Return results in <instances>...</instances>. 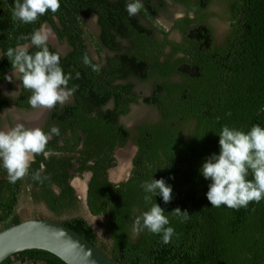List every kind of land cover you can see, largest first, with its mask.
<instances>
[{"label":"trees","instance_id":"trees-1","mask_svg":"<svg viewBox=\"0 0 264 264\" xmlns=\"http://www.w3.org/2000/svg\"><path fill=\"white\" fill-rule=\"evenodd\" d=\"M6 1L0 0V84H9L5 76L12 70L7 49L30 45L19 37L46 23L67 44L64 53L50 43L49 48L61 54L65 74L71 73L69 87H79L70 101L48 113L42 129L56 126L60 135L49 141L52 154L47 159L37 155L30 174L15 184L0 165V229L21 220L15 208L24 189L55 214L76 209L70 181L89 172L86 205L92 215L106 217V242L82 216L58 221L98 245L115 264H264V199L239 210L212 207L206 195L211 181L200 171L207 157L219 154L218 134L224 125L245 131L255 124L264 127V0H141L135 16L126 11L128 0H60L55 14L49 10L31 24L13 21L14 0ZM168 1L182 15L169 19L166 27L157 20ZM216 15L228 22L219 44L210 23ZM91 16L96 34L85 21ZM29 51L37 49L30 46ZM85 53L100 65L99 72L83 64ZM144 82L150 83L148 92L137 87ZM30 95L21 86L12 101L17 108L31 109ZM9 101L0 89V109ZM139 103L156 108L158 118L129 130L121 118ZM128 140L136 147L129 175L113 182L114 150ZM41 164L51 177L42 185L31 178ZM152 178H163L173 189L167 204L160 195L152 197L175 229L168 244L147 230L132 232L134 217L150 207L140 185ZM176 208L190 218L181 222L172 214ZM13 260L66 264L36 248L16 252L0 264Z\"/></svg>","mask_w":264,"mask_h":264},{"label":"clouds","instance_id":"clouds-1","mask_svg":"<svg viewBox=\"0 0 264 264\" xmlns=\"http://www.w3.org/2000/svg\"><path fill=\"white\" fill-rule=\"evenodd\" d=\"M60 7V0H14L11 6L12 19L31 24L49 10L55 14ZM142 7L141 0H128L126 3L129 16L137 15ZM52 35V29L43 24L30 35L19 37L20 40L30 41V45L17 44L9 47L6 52L12 74H7L5 79L13 82L15 77L22 81L18 87L22 86L31 92L27 102L32 109H52L57 104L63 105L79 87H69L73 77L71 73L65 74L61 66V54L50 50L49 40ZM30 46L37 51L30 53ZM82 62L91 67L93 72L100 71V65L94 64L87 53ZM80 77L81 74L76 72L75 78ZM54 135H60V129L56 126L47 132L40 127H28L24 123H17L8 129L0 128V165L7 172L10 183L15 184L30 174L37 155L42 154L47 159L52 154L47 146ZM218 135L219 154L213 153L207 157L200 170L202 176L211 181L206 193L208 201L212 207L223 205L236 210L247 208L251 202L259 203L264 199V127L255 124L245 131L224 125ZM44 172L45 166L41 164L38 170L31 173L32 180L41 185L51 181V177ZM249 176L252 178L249 179ZM52 187L56 190L55 185ZM140 187L145 192L144 201L150 207L134 217L133 234L139 235L147 230L160 235L162 243H170L176 235L175 229L169 226L165 210L158 203H153L152 197L160 195L167 204L172 200V187L163 178L144 181ZM172 214L179 217L181 222L190 218L189 213L180 208H176Z\"/></svg>","mask_w":264,"mask_h":264},{"label":"rangeland","instance_id":"rangeland-1","mask_svg":"<svg viewBox=\"0 0 264 264\" xmlns=\"http://www.w3.org/2000/svg\"><path fill=\"white\" fill-rule=\"evenodd\" d=\"M214 9L217 13L219 12L221 13L220 7L218 8L214 7ZM180 15H182L180 7L177 4H174L168 1L167 10L160 14L157 22H160L166 27H168L170 25L169 19H171L172 17H178ZM85 21L87 24V28L96 34L98 31V26L96 23L95 16L86 18ZM210 23H211V26H213L214 28L216 43L219 44L223 40V38L225 37L228 31V22L224 18V16L216 15L211 18ZM44 25L46 27L51 28L48 24H44ZM53 35L50 37V40H52V43L54 44L53 46L58 47L60 49V52L64 53L68 49L67 44L64 42H59L56 38H54ZM173 36H174V33L171 34V37ZM175 37H177V35H175ZM89 50L91 52L92 57L95 60H97L98 56L94 51V47L90 44H89ZM8 74H12V70ZM18 86H19V80H16L15 77L13 78V82H9L8 85H4V84L0 85L1 89L5 93L10 94L12 92H16L12 95H8L11 99L18 93V89H19ZM137 87L143 90V92H148L150 89V83L149 82L137 83ZM12 103L13 102L10 100L8 107L5 110L0 111L2 129H8L17 123H23V122H26L27 125H29L30 127H38L42 125L43 122L45 121L48 110H49V109H34L32 112L30 111V113H27L25 111L15 109ZM38 111H40L39 113L41 114L39 116L37 125L36 124L34 125L31 123L30 117H32L33 114H35ZM158 114L159 113L156 108L149 106V105H145L143 103H139V104L132 105L129 114L122 117L121 121L126 125V127L129 130H133V127L139 122H142L145 120H150V121L156 120L158 118ZM123 149L124 150L130 149L129 150L130 151L129 154L131 155L130 165H129V169L127 168L126 174L123 177L119 178V177H116L115 170L119 164L118 153L120 152V150H123ZM135 149L136 147L132 143V141L128 140L125 146L120 147L114 151L113 155L116 159V166L110 169L111 178H113L114 181L116 182L122 181L129 175V171L131 169V159L135 152ZM88 176H89V173H84L81 176H74L70 181L72 187L75 190V194L77 195V198H78V205L76 209H73L68 212H63L60 215L55 214L51 212L43 202L32 201L31 198L28 196L27 190L24 189L18 197V202L15 208V212L18 214L21 220L28 218V217H48V218H52L56 220H61V219L74 217V216H82L86 219L89 225L94 229L98 239L100 241L106 242L107 231H108V221L106 217L102 215H92L88 211L85 198H82V197H81L82 199L79 198L80 193L77 188V184L80 182L84 183V186H85L84 189H85L87 181H88ZM85 194H86V191H85ZM11 264H32V263L29 261L21 262L19 260H13ZM36 264H43V263L39 261Z\"/></svg>","mask_w":264,"mask_h":264},{"label":"water","instance_id":"water-1","mask_svg":"<svg viewBox=\"0 0 264 264\" xmlns=\"http://www.w3.org/2000/svg\"><path fill=\"white\" fill-rule=\"evenodd\" d=\"M53 36L56 38L55 34ZM49 43L54 45L52 40ZM55 48L60 52L58 47ZM109 178L116 182L111 178L110 170ZM31 248L50 251L66 264H115L98 245L52 218L28 217L0 229V262Z\"/></svg>","mask_w":264,"mask_h":264},{"label":"bare ground","instance_id":"bare-ground-1","mask_svg":"<svg viewBox=\"0 0 264 264\" xmlns=\"http://www.w3.org/2000/svg\"><path fill=\"white\" fill-rule=\"evenodd\" d=\"M40 111L36 112L34 115H33V122L34 124L38 122L39 120V116L41 113H39ZM128 149V148H127ZM130 150V149H129ZM129 150H120V154L118 153V160H119V164L118 166L116 167V177H123L125 174H126V171H127V168L129 169V165H130V154H129ZM80 185L77 184V186H83V183H79ZM78 187V188H79ZM85 192V191H84Z\"/></svg>","mask_w":264,"mask_h":264},{"label":"flooded vegetation","instance_id":"flooded-vegetation-1","mask_svg":"<svg viewBox=\"0 0 264 264\" xmlns=\"http://www.w3.org/2000/svg\"><path fill=\"white\" fill-rule=\"evenodd\" d=\"M1 84H4V85H6L5 83H1ZM0 84V85H1ZM19 85H21V83H20V81H19ZM0 89H1V87H0ZM2 90V89H1ZM2 92L5 94V92L2 90ZM20 92V87H19V89H18V93ZM18 93L16 94V95H18ZM6 95V94H5ZM15 95V96H16ZM8 96V95H7ZM10 98V97H9ZM10 100L12 101V99L10 98ZM71 100V99H70ZM69 100V101H70ZM13 102V101H12ZM9 103H10V101H9ZM9 103H8V105H9ZM67 103V102H66ZM13 104V106H14V108L15 109H18V110H21V111H25V112H27V113H30V111L32 112L34 109H27V110H25V109H21V108H17L15 105H14V103H12ZM8 105L6 106V108L8 107ZM6 108H4V109H0V111H3V110H5ZM50 110L51 109H49L48 110V113L50 112ZM48 113H47V116H48ZM34 115V114H33ZM47 116H46V119H45V121L43 122V124L42 125H40V126H38V127H40V128H43V126H44V124L46 123V120H47ZM33 120H35V119H33V116L32 117H30V121H31V123L32 124H34V122H33ZM26 126H28V127H30L29 125H27V123L26 122H23ZM30 123V122H29ZM2 123H1V115H0V128H1V125ZM36 125H37V123H35ZM34 124V125H35ZM39 124V123H38ZM60 143V142H59ZM115 151V150H114ZM86 173H89V172H86ZM89 175H90V173H89ZM88 178H89V176H88ZM78 185H80L79 183H78ZM79 186H77V188H78ZM84 183H83V186L81 187H79L78 188V190H79V198L80 199H82V198H85V201H86V195H85V192L84 191H86V189H87V184H86V188L84 189ZM29 196V195H28ZM30 197V196H29ZM82 197V198H81ZM38 202V201H37Z\"/></svg>","mask_w":264,"mask_h":264}]
</instances>
